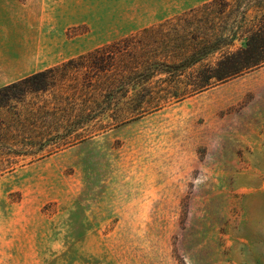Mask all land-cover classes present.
<instances>
[{"label": "rangeland", "instance_id": "374dc122", "mask_svg": "<svg viewBox=\"0 0 264 264\" xmlns=\"http://www.w3.org/2000/svg\"><path fill=\"white\" fill-rule=\"evenodd\" d=\"M25 1L34 16L10 43H41L45 66L207 0ZM85 98L59 102L75 115L57 130L90 137L0 175V264H264V66L105 130L98 107L83 123Z\"/></svg>", "mask_w": 264, "mask_h": 264}, {"label": "trees", "instance_id": "16d2710c", "mask_svg": "<svg viewBox=\"0 0 264 264\" xmlns=\"http://www.w3.org/2000/svg\"><path fill=\"white\" fill-rule=\"evenodd\" d=\"M223 24L230 26L227 35L217 32ZM235 39L243 44L231 49ZM214 55V61L208 60ZM262 66L264 0L204 1L1 87L0 153L7 166L0 168V175L13 170L18 160L29 157L21 166L60 149L38 155L48 141L52 144L62 138L66 147L92 135L93 131L68 141V135L59 134L57 126L75 115L59 108L63 98L86 97L83 123L88 126L98 120V107L111 119L101 127L105 130L148 107L155 98L181 100ZM77 73L80 78L74 77ZM68 75L73 77L67 79ZM118 103L120 110L108 114Z\"/></svg>", "mask_w": 264, "mask_h": 264}, {"label": "crops", "instance_id": "0c3cea01", "mask_svg": "<svg viewBox=\"0 0 264 264\" xmlns=\"http://www.w3.org/2000/svg\"><path fill=\"white\" fill-rule=\"evenodd\" d=\"M34 13L35 8H33L32 5L28 4L25 0H0V88L7 84L16 82L28 75L55 66L61 62L90 51L88 50L67 59H63L59 62L43 66L41 43H38L37 46L34 44L33 47H27L24 42L20 45L18 38L14 40L15 42L13 41V44H11L9 38L10 32H16L20 26L25 25L26 17H31L32 14L34 16ZM172 16L142 17L138 19L136 28L126 36L134 34L143 28L162 22ZM107 43L110 42L103 43L102 45Z\"/></svg>", "mask_w": 264, "mask_h": 264}]
</instances>
